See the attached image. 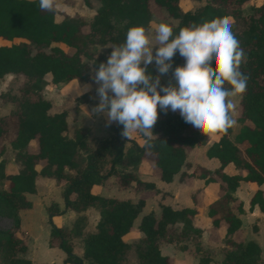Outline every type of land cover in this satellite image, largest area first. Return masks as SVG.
Returning a JSON list of instances; mask_svg holds the SVG:
<instances>
[{
  "label": "trees",
  "instance_id": "1",
  "mask_svg": "<svg viewBox=\"0 0 264 264\" xmlns=\"http://www.w3.org/2000/svg\"><path fill=\"white\" fill-rule=\"evenodd\" d=\"M206 1L194 11H183L180 0H98L89 20L64 16L58 21L56 11L40 10L39 0H0V41H4L0 43V80L8 74L24 77L17 94H3L5 101L15 107L0 117V155L6 140L23 166L21 171L8 176L0 160V180H6L5 187L0 189V211L4 210L12 219L11 228L0 229L3 262L32 264L25 257L26 232L17 211L32 207L25 194L36 192V178L42 176L54 179L61 187L63 208L53 201L46 210L49 246L64 252L62 264H83L84 260L88 264H125L131 251L138 264H170L160 251L162 242L199 256L197 264H211V256L200 246V237L205 231L219 228L224 230L220 264H262L259 244L254 240L236 241L233 235L241 228L239 215L244 212L242 201L235 195L240 181L256 186L249 209L257 206L264 222V0L259 5L251 4L245 14L242 6L249 0ZM152 4L177 20L176 25H171L174 36L193 23L228 17L233 20L231 30L247 55L241 65L248 82L239 101V133L235 139L232 128L226 134L214 133L206 149L207 157L219 161L214 170L198 166L190 174L181 170L189 165L187 151L197 144H206L208 137L170 108L167 112L158 108L150 140L140 133L141 142L134 136L128 140L121 135L122 125L107 123L109 134L91 148L85 130L76 129L71 136L66 135V113H51V103L42 94L47 75L53 83L87 81L90 71L98 69L111 54L96 53L94 48L123 44L131 27L147 29ZM84 27L86 33L82 31ZM184 65L185 59L177 52L168 73L173 75L176 67ZM147 70L152 76L158 75L152 65ZM161 84L165 86L162 79ZM79 99L87 101L85 94H80ZM141 161L157 168L164 182H171L178 173L180 180L187 175L204 179L205 183L218 180L220 194L207 211L210 227L196 224V195L200 192L197 190L192 195L194 207L174 209L161 204L159 215L152 211L143 215L138 226L142 238L128 243L125 236L144 207V198L131 201L104 197L92 188L103 186L115 176L121 189L130 188L133 182L137 192L159 193L153 182L141 180L133 173ZM230 164L233 170L227 172L225 167ZM117 165L130 171L119 173ZM89 208H95L99 215L93 231L82 234L76 223L72 230L57 224V218L67 211L79 213ZM254 230L257 231L255 227ZM79 234L83 243L81 256L73 252L70 243V237ZM191 241L195 243L192 251L188 245Z\"/></svg>",
  "mask_w": 264,
  "mask_h": 264
},
{
  "label": "clouds",
  "instance_id": "2",
  "mask_svg": "<svg viewBox=\"0 0 264 264\" xmlns=\"http://www.w3.org/2000/svg\"><path fill=\"white\" fill-rule=\"evenodd\" d=\"M57 7L55 0H39L41 11L54 12ZM154 39L155 55L149 47L151 27H131L126 41L112 47L107 61L93 68L99 98L93 112L106 116L109 126L122 125L121 135L128 140L133 133L151 139L158 108L179 110L184 121L203 134H226L237 123L232 98L242 95L248 82L241 71L247 55L231 30L229 18L193 23L175 36L170 23L161 22ZM177 52L185 65L175 68V83L164 86L161 76L172 69ZM153 61L160 75L148 73ZM84 89L91 91L92 85Z\"/></svg>",
  "mask_w": 264,
  "mask_h": 264
},
{
  "label": "rangeland",
  "instance_id": "3",
  "mask_svg": "<svg viewBox=\"0 0 264 264\" xmlns=\"http://www.w3.org/2000/svg\"><path fill=\"white\" fill-rule=\"evenodd\" d=\"M206 0H180V7L183 11H194L203 5L206 4ZM262 0H249L242 6V13L245 14L248 10V7L252 5H259ZM55 3L58 7L55 9L57 12L56 20H61L64 16L68 17H81L85 20H89L93 15L94 11L98 7V0H55ZM230 22L231 19H229ZM161 22H168L170 25H176L177 20L168 16L167 12L158 6L151 5V17L149 21V26L151 27L152 42L149 47H156V42L154 39L156 27ZM147 28V29H148ZM84 33L87 32V28H82ZM1 43V41H0ZM4 43V41H2ZM94 51L96 53H110L113 51L110 45L104 47H95ZM156 48L153 49V54L155 55ZM153 68L157 71L155 61L152 64ZM90 77L87 81L80 80H70L62 81L59 83H53L51 81L50 75L45 77V83L43 85L42 94L45 99L49 100L51 103V113L65 112L67 120V131L66 135L71 136L76 129H83L86 131L87 143L91 148H94L96 142L99 138H103L109 134L107 127V118L104 115H97L93 112V108L99 103V98L96 96L95 89L97 85L94 83L92 76L94 75L93 70L89 73ZM158 75H160L158 73ZM162 81L165 86L170 82L175 83L174 75L167 73L161 76ZM24 81V77L21 75L8 74L5 75L0 80V117L7 115L11 109L15 107V104L5 101L3 94H17L18 89L21 87ZM92 85L91 91H85V85ZM80 94L86 95V102H83L82 99H79ZM240 96L238 95L233 99L235 103L234 109V118L237 123L232 128V139H235L236 135L239 133L240 122L238 117L241 113L240 108ZM95 97V99H94ZM132 136L138 141L141 142L138 133H133ZM214 136V135H213ZM213 138V137H212ZM4 152L0 155V160L4 162L5 174L11 175L18 173L22 170V164L15 158L14 151L11 149L8 141H4ZM210 144V143H209ZM1 145V143H0ZM128 145V144H127ZM204 147V146H203ZM201 145H197L195 148H191L187 151L188 158L194 163L195 167L202 168H211V166H217L216 158H208L205 154V151ZM147 164L137 166L133 173L139 178L149 179L152 177L155 178V182L158 183L160 187L177 189L179 190L180 201L184 203L186 199L191 201V204L194 203L193 197L188 193L192 184H184L179 186L176 182L169 184L163 182L159 178V170L155 168L152 164L144 161ZM185 168V167H184ZM188 168V167H187ZM119 173H124L130 171V169L125 168L122 165H117ZM193 169V168H192ZM158 173V174H157ZM116 177H110L102 187L95 189L94 192H97L99 195L104 197L112 198H133L137 200L138 198H144L147 200V207H143L140 213L138 214L135 221H139L140 218L151 208H158L161 205V201L166 200L167 203H170L169 197L164 194L159 195L154 191H139L138 197L136 195L135 183L132 182L130 188L121 189L119 188ZM199 180V179H198ZM196 181V180H195ZM49 182L48 179L37 178V192L35 195L29 197V200L32 203V207L29 209H19L17 214L20 218V225L25 228L28 237L27 241V252L25 257L29 258L32 264H62L63 258H65L64 252L59 248H52L49 246L50 239V225L47 221V210L46 206L51 202H57V204L63 208V202L61 198V187L56 184V182ZM6 185V180H0V189L4 188ZM55 185V189L54 186ZM264 189V186H262ZM199 188H195L196 192ZM247 182L242 181L239 187L236 189V196L238 200H242L248 208V198L247 196ZM216 194H220L217 190ZM163 195V197H162ZM199 196V194H197ZM160 197V198H159ZM197 199V197H196ZM236 207V203L233 204ZM148 208V209H147ZM250 211V210H249ZM5 211H0V229H9L12 227V219L5 215ZM243 217V225L245 229L243 232H240L239 237H243L244 240H254L256 241L261 248V258L262 264H264V222L262 219V214L258 209L255 210V213ZM98 211L95 208H89L83 212H73L67 211L64 215L57 218V224L62 225L69 230H72L74 223L77 227H81L82 234L93 231L95 228L96 221L98 220ZM262 219V220H261ZM259 224V229L257 225ZM242 225V226H243ZM254 227L257 232H254ZM208 232V231H205ZM204 233V232H203ZM200 237V246L203 249L204 253H207L211 256L213 264H220L219 260L221 258V241L217 240V236L213 233L210 234V238H206V241ZM214 238L215 241L212 239ZM217 240V241H216ZM70 243L73 248V252L79 256L82 255V235H72L70 237ZM190 250L192 251L195 243L191 241L189 244ZM177 248L176 246H174ZM178 249V248H177ZM182 253H185L181 251ZM187 254V253H185ZM199 257V256H198ZM169 258V257H168ZM170 264H173V259H169ZM0 264H7L3 262L0 256ZM83 264H88L87 261H83ZM125 264H138L137 259L133 251L129 252L126 257Z\"/></svg>",
  "mask_w": 264,
  "mask_h": 264
},
{
  "label": "crops",
  "instance_id": "4",
  "mask_svg": "<svg viewBox=\"0 0 264 264\" xmlns=\"http://www.w3.org/2000/svg\"><path fill=\"white\" fill-rule=\"evenodd\" d=\"M1 43H2V41H1ZM176 112L180 113L179 110H177ZM205 135L208 137L207 143L206 144H197V145H201L202 147L204 146L202 149L205 151V154H206V149H207L209 143H211L214 133H209V134H205ZM197 145H195L193 148L197 147ZM186 162L189 165L188 166H183L181 170L186 172L187 174H190L191 172H193V170L195 168V165H194V163H192L190 161V158H188V155L186 157ZM144 164H147V163L144 162V161H141L138 164V166L144 165ZM218 166H219V161L217 163V166L213 165V166H211V168H206V169L214 170ZM225 170L227 172H231L233 170V166L230 164V165L225 167ZM38 177L39 178L48 179L49 182H53L54 181V179L49 178V177H42V176H38ZM37 178H36V182H35L36 192L38 190V188H37L38 187L37 186ZM138 178H139V176H138ZM155 178L156 177H152V178H149V179L147 178L145 180H144V178H139V179L144 180V181L153 182L155 184L156 188L160 191L159 195L164 194L165 196L169 197L170 203H167L166 200H163V201H161L162 202L161 204L169 205V206H171L174 209H178V208H181V207H194V203L191 204V201L188 200V199H186L184 203H181L178 188L177 189H169V188L166 189L164 187H160L158 185V183H156L154 181ZM174 182H176L179 186L184 185V184H189V185L192 184L193 188H191L190 191L188 192L191 196L195 193L194 192L195 188H199L198 190H200V192L197 193V194H199V196L196 195V197H197L196 200H197V203H198V206H199L198 207L199 208V214L197 215V218H196V224H198L199 226H201L203 228H209L210 227V220L208 219V216H207L208 206L212 202H214L217 199L218 195H219V194H216V192H217V190H219V186H220L219 181L217 180V181H212V182H209V183H205L204 179L196 178V177H193V176H190V175H187L183 180H180L179 179V173H178V174L174 175L173 180L171 182H166V183H168L169 184L168 186H170V184H172ZM241 182L242 181H240V183ZM240 183H239V185H240ZM247 186H248L247 196H249V198L247 200L248 208H246L247 207L246 204L241 200L242 204H243V211L244 212L239 215L240 218H241V221H242L241 228H240V230H238L233 235V238L236 241H246V240H244L243 237H239L240 232H243L244 229H245V226L243 225V217L248 216V219H249L250 215L252 217V215H253L252 213H255V210L258 209L257 206H255L252 210L249 209V200H250L254 190L256 189V186L254 184H249V183H247ZM53 187L55 189V185ZM99 187H102V186H94L92 188V191L94 192L95 189H98ZM94 193H97V192H94ZM138 194H139V192L136 191L137 197H138ZM25 195H26V198L29 200V197L32 196V195H35V193H33V194L26 193ZM162 197H163V195H162ZM236 197L238 198V196H236ZM117 199L124 200V198H117ZM126 199H128V198H126ZM129 199L131 201H136L133 198H129ZM144 207H147V200H145ZM151 211L154 212L156 215H159V213H160V205L158 206V208L148 209V211L146 213L151 212ZM139 223H140V220L139 221L138 220L137 221L134 220L132 230L125 236V240L128 243L137 242V241H139L142 238L143 235L138 229ZM21 225H23V224H21ZM257 227L259 229V224L257 225ZM21 228L26 232L24 227L21 226ZM254 232H257V231H254ZM212 233H213V236L214 235L217 236V240L218 241H221V238H222V236L224 234V230H223V228H219V229H216V230H210L208 232H204L202 234V237H203L202 239L206 241V238L207 237L210 238V234H212ZM27 237H28V234L26 232V235H25V238H24L26 246H27V241H26ZM212 240L215 241L214 238ZM174 246L175 245H173V244H169V243H165V242H162V243L159 244L161 253L163 255H166L167 257H169L168 259H170V258L173 259V264H197L198 263V259H199L198 256H193V255H191L189 253H187V254L182 253L181 250L175 248ZM222 246L223 245H221L220 247H222ZM52 248L56 249L57 247H52ZM219 261H221V258H220ZM62 262H63V260H62ZM211 264H213V262H211Z\"/></svg>",
  "mask_w": 264,
  "mask_h": 264
}]
</instances>
